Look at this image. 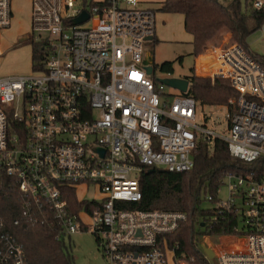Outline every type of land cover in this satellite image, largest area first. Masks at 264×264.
<instances>
[{"label":"built area","instance_id":"obj_1","mask_svg":"<svg viewBox=\"0 0 264 264\" xmlns=\"http://www.w3.org/2000/svg\"><path fill=\"white\" fill-rule=\"evenodd\" d=\"M140 1L31 0V36L45 55L28 75L0 77V180L47 203L61 236L91 232L107 264H167L168 252L186 264L168 239L186 214L128 205L141 199L143 171L191 169L200 140L219 138L231 156L264 163V68L238 44L214 48L201 72L229 80L237 97L221 105L223 128L204 113L198 124L192 96L151 78L144 45L155 12ZM252 4L264 10V0ZM12 16L11 0H0V35ZM260 29L264 36V23ZM224 182L227 197L215 207L234 215V232L202 234L197 243L211 264H264V171L228 173ZM63 187L88 206L70 207ZM81 187L93 188L91 199L77 196ZM23 214L34 217L31 207ZM0 264H29L8 231L0 234Z\"/></svg>","mask_w":264,"mask_h":264},{"label":"trees","instance_id":"obj_2","mask_svg":"<svg viewBox=\"0 0 264 264\" xmlns=\"http://www.w3.org/2000/svg\"><path fill=\"white\" fill-rule=\"evenodd\" d=\"M252 2L245 0L242 5L240 0H231L227 4L219 0H164L161 10L183 16V27L192 36L190 43L194 56L197 57L209 43L218 39L221 32H226L264 68V56L253 55L246 44V38L264 23V10L255 8ZM26 40L31 45V68L37 70L38 62L45 55L42 43L34 41L32 36ZM203 56L198 58L199 66L206 65L209 56ZM158 67L162 72H173L170 61ZM185 79L189 82L185 95L192 96L201 104L224 105L230 98L237 97L227 79L195 75ZM193 161V167L184 172L164 169L143 171L139 178L141 199L128 207L185 213L186 221L168 236L169 244L174 248L176 257L186 264H211L204 257L197 237L202 234H231L236 219L231 213H217L215 206L202 208V196L216 202L217 190L226 174H245L251 170L260 174L264 171V163L260 159L245 163L231 156L227 144L219 138L198 141L193 149ZM61 192L70 207L81 209L88 206L85 200L77 201L74 189L63 187ZM26 207H31L35 220L23 214ZM0 223V234L8 231L23 244L29 264H74L70 247L55 226L52 209L47 203L29 201L9 177L0 180Z\"/></svg>","mask_w":264,"mask_h":264},{"label":"rangeland","instance_id":"obj_3","mask_svg":"<svg viewBox=\"0 0 264 264\" xmlns=\"http://www.w3.org/2000/svg\"><path fill=\"white\" fill-rule=\"evenodd\" d=\"M164 0H141L138 4L141 8H149L155 12V39L145 43L144 55H150V61L154 66L151 75L156 81L162 82L168 78H185L191 75L197 77L210 78L203 75L201 70L210 63V57L206 60V65L199 66L198 58L205 57L214 48H227L236 44L231 40L230 34L221 32L218 39L209 43L207 47L196 57L192 54L191 36L183 27V16L179 13H169L161 10ZM227 4L231 0H219ZM245 4V0H240ZM12 20L11 26L3 30L0 38V77L1 76H22L32 72L31 45L26 40L31 36V0H11ZM246 44L253 55L264 56V36L259 28L246 38ZM197 59V61H196ZM165 61L172 62L173 72H162L158 65ZM208 61V62H207ZM198 70V71H197ZM164 90L177 93L175 89L164 83ZM196 122L201 124V114L212 116L214 123L222 120L221 105H207L197 102ZM210 124V122H209ZM93 188L85 191L82 187L77 190V196L81 199H91ZM227 197V185L224 182L217 192V199L225 200ZM201 207L204 209L213 208L215 202L203 197ZM66 245L70 247V254L74 264H107L101 255L100 247L95 236L87 231H77L73 234L64 235ZM167 264H177L171 252L167 253Z\"/></svg>","mask_w":264,"mask_h":264},{"label":"water","instance_id":"obj_4","mask_svg":"<svg viewBox=\"0 0 264 264\" xmlns=\"http://www.w3.org/2000/svg\"><path fill=\"white\" fill-rule=\"evenodd\" d=\"M87 19V14L83 13L82 15H80L79 17H77L75 19V23H81L84 20ZM147 72L151 73L152 72V67L148 66L147 67ZM164 83H166L167 85L178 89L180 92L182 93H186L187 89H188V80L185 78H168L163 80ZM203 225V224H202ZM206 253H208V251L205 248H202Z\"/></svg>","mask_w":264,"mask_h":264},{"label":"crops","instance_id":"obj_5","mask_svg":"<svg viewBox=\"0 0 264 264\" xmlns=\"http://www.w3.org/2000/svg\"><path fill=\"white\" fill-rule=\"evenodd\" d=\"M190 36H191V35H190ZM0 38H1V35H0ZM153 39H155V34H154ZM153 39H152V40H153ZM191 39H192V36H191ZM202 55H203V54H202ZM206 55H208V54H206ZM147 56L150 57V55H148V54H147ZM208 56H209V55H208ZM209 57H210V56H209ZM196 61H197V59H196ZM197 71H198V70H197Z\"/></svg>","mask_w":264,"mask_h":264},{"label":"bare ground","instance_id":"obj_6","mask_svg":"<svg viewBox=\"0 0 264 264\" xmlns=\"http://www.w3.org/2000/svg\"><path fill=\"white\" fill-rule=\"evenodd\" d=\"M210 61V60H209Z\"/></svg>","mask_w":264,"mask_h":264}]
</instances>
